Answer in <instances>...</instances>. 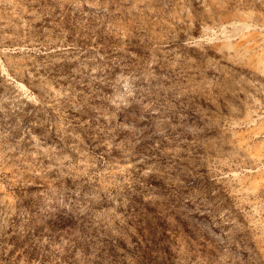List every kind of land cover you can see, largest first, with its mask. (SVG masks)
Here are the masks:
<instances>
[{"label": "rangeland", "instance_id": "374dc122", "mask_svg": "<svg viewBox=\"0 0 264 264\" xmlns=\"http://www.w3.org/2000/svg\"><path fill=\"white\" fill-rule=\"evenodd\" d=\"M0 264H264V0H0Z\"/></svg>", "mask_w": 264, "mask_h": 264}]
</instances>
